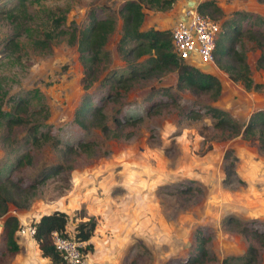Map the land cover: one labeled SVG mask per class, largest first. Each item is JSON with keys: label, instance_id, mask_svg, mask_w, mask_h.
<instances>
[{"label": "rangeland", "instance_id": "374dc122", "mask_svg": "<svg viewBox=\"0 0 264 264\" xmlns=\"http://www.w3.org/2000/svg\"><path fill=\"white\" fill-rule=\"evenodd\" d=\"M124 1L0 0V179L10 176L28 183L42 167L67 163L59 151L64 143L88 142L75 157H67L72 167L64 166L44 179L26 206L9 204L7 213L23 224L41 213L66 210L68 232L79 220L92 216L96 225L89 238L91 248L86 249L87 264H177L191 251L200 226L207 236V253L197 264H222L228 255L240 256L235 262L243 264L248 244L257 249L254 264H264V245L242 234L238 224L225 220L227 215L234 216L264 234V151L256 136L240 131L231 134L229 128L215 125L206 111L207 106L219 107L243 124L253 111L264 109V71L255 65L260 51L244 35L235 46L243 51L251 83H260L258 88L233 81L220 69L206 68L202 70L218 74L221 83L215 99L183 89L178 91L177 102H161L146 112L150 102L143 101V96L152 87L173 85L175 71L141 79L124 92L120 102L105 98L95 81L87 91L95 103H102L105 122L114 127L112 115L118 107L123 108L122 119L128 116V121L115 129L119 135L98 127L82 131L72 123L84 93L76 46L67 42V33H56L47 48L35 47L33 40L52 29L54 18L64 16L61 27L66 30L70 20L81 25L94 9L97 17L115 18L104 45L109 66L99 78L110 69L127 74L116 49L121 25L117 11ZM138 1L144 12L141 29H170L178 14L189 8V0H173L164 10L147 0ZM193 1L197 5L202 0ZM214 2L225 14L221 18L236 9L264 18V0ZM20 98L29 108L46 106L45 122L60 144L37 143L27 136L25 127L16 126L9 134L10 146H4L5 119L12 114L13 101ZM227 148L236 156L231 180L223 179L222 156ZM25 153L29 161L23 164ZM17 159L22 164L15 165ZM1 227L2 217L0 232ZM15 237L19 250L2 252L0 264H55L40 257L32 237L18 232Z\"/></svg>", "mask_w": 264, "mask_h": 264}, {"label": "trees", "instance_id": "16d2710c", "mask_svg": "<svg viewBox=\"0 0 264 264\" xmlns=\"http://www.w3.org/2000/svg\"><path fill=\"white\" fill-rule=\"evenodd\" d=\"M147 1L157 9L164 10L171 5L173 0ZM195 9L201 14H207L219 23V31L215 38L213 50L214 65L225 72L231 80L242 81L247 87L258 88L260 83H251L250 69L244 53L236 48L235 44L241 35L249 39L260 51L255 60V65L264 71V18L255 13L237 9L226 14L228 17L221 18L225 14L214 0H202L198 2ZM117 12L121 18V25L116 49L125 61L127 74L110 69L99 78L100 74L109 66L110 56L104 45L108 35L114 29L115 18L113 16L97 17L94 9L87 12L85 21L81 25H78L74 20H70L66 25V30L61 27L64 16L54 18L52 29L45 30L40 38L33 40L35 47L47 48L56 33H67V42L76 46L83 72L80 83L84 90L72 116V123L76 127L82 131L98 127L104 133L111 131L114 135H119L115 129L128 121V116L122 119L123 108L118 107L115 108L112 115L114 127L111 128L105 122L106 116L102 109V103H95L92 97L93 94L87 91L95 81L99 82V88L103 89L105 98L120 102L124 92L134 87L141 79L175 71L176 80L173 85L152 87L143 96V101L150 102L149 106L145 108L146 112L151 106H156L161 102H177L180 97L178 91L183 89L195 93H206L211 99H215L220 94L221 83L215 74L194 67L175 54L169 28L154 26L146 29L140 28L144 12L138 0H125L120 4ZM10 43L15 45L12 40ZM143 55L146 56L138 60ZM23 100L20 98L13 101L12 114H9L5 119L7 132L2 136L4 146H10L9 134L16 126L25 127L27 136L29 135L37 143L50 140L54 146L60 144L59 138L51 133L52 126L45 122L47 117L46 106L39 104L37 107L29 108ZM206 111L215 119V125L220 126L222 129L229 128L231 134H237L240 131L244 136H256L259 148L264 151L263 108L253 111L243 124L236 122L227 111L219 107L207 106ZM64 144L62 148H59V151L61 157L66 160V164L55 163L44 166L28 183H23L21 179L11 178L10 176L0 179V217H2L0 254L2 252L12 254L19 250V244L15 237L19 222L16 215L7 213L9 204L16 208L26 206L38 184L50 175L61 171L64 166L72 167L71 158L68 160L67 157L69 155L72 158L75 157L78 150H84L88 146V142L81 141H78L74 146L68 143ZM235 160L236 156L232 149L227 148L222 156L224 180H231L235 175ZM27 161H29V154L25 153L23 164ZM18 164H22V160L17 159L15 165ZM67 218L68 214L65 211L54 209L50 212L41 213L36 220H32L35 228L32 238L36 242L41 256L47 257L55 264H65V262L51 244L49 233L51 230H57L62 234H67L68 231L65 227ZM225 220L238 224L239 231L242 234L253 237L264 245V234L259 233L253 225L246 222L240 223L231 215L225 216ZM95 225L96 221L90 216L77 222L71 228L72 232L70 233L75 239L86 242L84 247L81 248L84 253H86V249L91 248L89 238ZM206 238L203 228L198 227L195 230L191 251L177 264H197L205 260L207 250L204 242ZM256 251L257 249L253 244H248L243 255L245 258L243 264H254ZM238 257L240 256L228 255L225 259H222L221 263L236 264L235 260Z\"/></svg>", "mask_w": 264, "mask_h": 264}, {"label": "built area", "instance_id": "2783aa9c", "mask_svg": "<svg viewBox=\"0 0 264 264\" xmlns=\"http://www.w3.org/2000/svg\"><path fill=\"white\" fill-rule=\"evenodd\" d=\"M186 19H178L171 27V42L175 54L189 63L214 64L213 50L219 23L207 14H201L195 8H186L182 13ZM34 224H19L16 232L32 237ZM51 244L62 256L65 264H87L86 253L81 248L84 241L75 239L70 232L62 234L57 230L49 233Z\"/></svg>", "mask_w": 264, "mask_h": 264}, {"label": "water", "instance_id": "95a60500", "mask_svg": "<svg viewBox=\"0 0 264 264\" xmlns=\"http://www.w3.org/2000/svg\"><path fill=\"white\" fill-rule=\"evenodd\" d=\"M187 6L189 8H195V6H196L195 1L189 0L187 2ZM181 19H186V18L184 16H182ZM190 64L193 65L194 67H197V68H200V69H205V70H206V68L208 69V68L212 67V65H213V64H210V63H200L197 60L191 61Z\"/></svg>", "mask_w": 264, "mask_h": 264}, {"label": "crops", "instance_id": "0c3cea01", "mask_svg": "<svg viewBox=\"0 0 264 264\" xmlns=\"http://www.w3.org/2000/svg\"><path fill=\"white\" fill-rule=\"evenodd\" d=\"M181 17H182V14H178V17H177V18L180 19ZM173 23H175V20H173L172 25H173ZM172 25H171V26H172ZM171 26H170V27H171ZM159 28H160V26H159ZM161 28H164V27L161 26ZM209 69H210V70H212V69H213V70H214V69L219 70L214 64H213L212 67H210ZM209 69H208V70H209ZM214 74H215L216 76L218 75V74H216L215 72H214ZM218 79H219V78H218ZM64 211H66V210H64ZM37 218H38V217H37ZM37 218L32 219V220H36ZM87 218H88V217H87ZM79 221H82V220H79ZM35 250H36V251H39L38 247H36ZM36 251H35V252H36ZM39 255H40L41 258H46V257H42L41 254H39Z\"/></svg>", "mask_w": 264, "mask_h": 264}]
</instances>
